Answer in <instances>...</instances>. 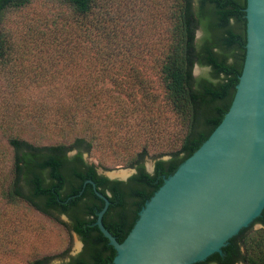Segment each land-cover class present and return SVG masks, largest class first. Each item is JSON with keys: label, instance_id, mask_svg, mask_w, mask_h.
<instances>
[{"label": "rangeland", "instance_id": "rangeland-1", "mask_svg": "<svg viewBox=\"0 0 264 264\" xmlns=\"http://www.w3.org/2000/svg\"><path fill=\"white\" fill-rule=\"evenodd\" d=\"M172 3L95 0L79 16L58 0H31L2 12L0 264L44 257L59 264L81 249L77 236L59 223L66 222L62 217L56 221L4 197L11 180L10 138L34 146L82 138L91 143L84 160L99 175L117 178L133 169L127 166L142 147L147 171L182 135L164 104L158 74L170 41ZM206 72L194 66L192 75Z\"/></svg>", "mask_w": 264, "mask_h": 264}, {"label": "trees", "instance_id": "trees-1", "mask_svg": "<svg viewBox=\"0 0 264 264\" xmlns=\"http://www.w3.org/2000/svg\"><path fill=\"white\" fill-rule=\"evenodd\" d=\"M31 0H0L5 9H18ZM72 13L84 16L95 0H58ZM245 0H173L170 11L169 45L159 67L163 99L182 126V135L159 154L148 174L143 167L147 156L142 147L128 164L134 173L125 181L109 180L97 174L83 154L91 143L75 138L69 145L34 146L10 138L11 180L4 197L22 201L34 211L56 221L77 236L79 253L59 264H110L115 252L102 236L95 220L103 206L91 186L108 205L101 217L103 228L120 243L133 226L138 212L177 166L195 152L219 124L231 103L240 75L245 45ZM200 32L198 38L196 32ZM0 36V57L3 55ZM207 70L193 77V67ZM75 153L68 156V152ZM161 156H167L161 160ZM259 228L233 243L225 254L227 262L209 264H264V217ZM31 264H49V257Z\"/></svg>", "mask_w": 264, "mask_h": 264}, {"label": "water", "instance_id": "water-1", "mask_svg": "<svg viewBox=\"0 0 264 264\" xmlns=\"http://www.w3.org/2000/svg\"><path fill=\"white\" fill-rule=\"evenodd\" d=\"M244 18L243 64L227 112L199 148L163 180L120 243L101 224L107 199L90 180L85 181L103 202L94 224L115 252L110 264L227 262L225 254L233 243L260 227L264 217V0H245ZM124 172L117 178L102 175L125 181L134 170ZM146 172L151 174L152 167Z\"/></svg>", "mask_w": 264, "mask_h": 264}, {"label": "bare ground", "instance_id": "bare-ground-1", "mask_svg": "<svg viewBox=\"0 0 264 264\" xmlns=\"http://www.w3.org/2000/svg\"><path fill=\"white\" fill-rule=\"evenodd\" d=\"M121 175H122V176H124V175H125V173H123V172H122V174H121Z\"/></svg>", "mask_w": 264, "mask_h": 264}, {"label": "flooded vegetation", "instance_id": "flooded-vegetation-1", "mask_svg": "<svg viewBox=\"0 0 264 264\" xmlns=\"http://www.w3.org/2000/svg\"><path fill=\"white\" fill-rule=\"evenodd\" d=\"M81 247H82V244H81ZM81 250V249H80Z\"/></svg>", "mask_w": 264, "mask_h": 264}]
</instances>
